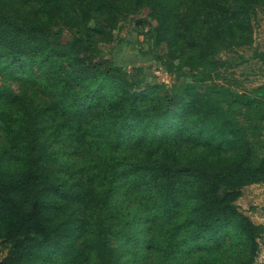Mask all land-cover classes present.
<instances>
[{
    "label": "trees",
    "instance_id": "trees-1",
    "mask_svg": "<svg viewBox=\"0 0 264 264\" xmlns=\"http://www.w3.org/2000/svg\"><path fill=\"white\" fill-rule=\"evenodd\" d=\"M135 2L156 10L168 45L197 57L186 70L155 54L176 75L163 95L97 52L121 1L0 0V66L28 67L35 84H0V264H121L110 239L133 238L134 223L149 264H219L232 248L244 257L230 264L254 260L264 226L236 199L264 182V80L238 91L212 71L223 51L252 43L264 0H231V16L206 24L188 9L207 13L210 0ZM254 55L264 63V49Z\"/></svg>",
    "mask_w": 264,
    "mask_h": 264
},
{
    "label": "rangeland",
    "instance_id": "rangeland-1",
    "mask_svg": "<svg viewBox=\"0 0 264 264\" xmlns=\"http://www.w3.org/2000/svg\"><path fill=\"white\" fill-rule=\"evenodd\" d=\"M123 4L122 9L118 12L113 24L108 26L102 34L99 35L97 43V52L112 60V62L119 64L128 73L130 77L141 79L149 83H158L160 86V94L170 91L169 83L176 82L175 72L167 69L165 63L155 57V54L162 56V61H172L174 63H181L183 69L188 70L190 64L197 63L196 54L193 51L182 48L179 44L168 45L166 40L161 38V34L154 29L159 23L156 16V10H151L147 4H137L136 0H119ZM231 0H210V5L207 7L209 12L194 16L190 14L192 9H188V21L196 19V21L203 22V24L211 23L224 19L225 16L232 15ZM185 4L178 8V14L175 16L176 21L183 18V10ZM210 13V16H208ZM174 19V20H175ZM93 20L89 21L93 25ZM105 23V22H104ZM252 43L250 45L235 46L233 49L225 50L221 53V59L224 62L212 72V78L218 83H226L233 90H247L264 80V63L261 59L254 55V51H261L264 49V12L261 6H257V11L252 20ZM79 26H74L73 29H66L65 35H74ZM28 67L12 75V73L0 66V84L7 83L10 87L19 91L22 89H29L35 86L34 82L28 80ZM216 71V72H215ZM168 83V84H167ZM39 94L40 91H37ZM221 101L223 97L215 94ZM236 107V104H233ZM264 140V134H263ZM56 149H65L67 145L65 142H55ZM61 158L68 156V152L60 154ZM76 155L73 156V159ZM63 161H56V165H62ZM17 164V163H16ZM10 162L11 166H15ZM70 164H67V167ZM14 167V168H15ZM21 168L14 170L13 173L18 174ZM118 197L123 198V202L131 205L133 196L131 190H123L118 192ZM239 209L248 215L255 223H261L264 226V182H252L242 187L241 194L236 199ZM145 229L141 224L134 223L130 233L132 237H125L121 235L112 234L110 242L118 252V260L121 264H149L151 258L155 253L149 250H143L142 243L135 235H140ZM138 231V234H136ZM85 232L80 235L79 241L84 240ZM225 233L223 244L229 241V236ZM258 251L254 260L250 264H264V230L257 237ZM77 244L78 241H77ZM3 251H0L2 254ZM71 254H66L64 260L71 259ZM221 261L219 264H230L238 262L244 257V253L232 248L228 253L220 255Z\"/></svg>",
    "mask_w": 264,
    "mask_h": 264
}]
</instances>
